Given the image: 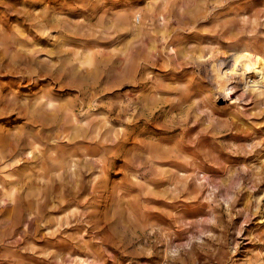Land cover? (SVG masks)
Masks as SVG:
<instances>
[{"label": "rangeland", "instance_id": "1", "mask_svg": "<svg viewBox=\"0 0 264 264\" xmlns=\"http://www.w3.org/2000/svg\"><path fill=\"white\" fill-rule=\"evenodd\" d=\"M0 264H264V0H0Z\"/></svg>", "mask_w": 264, "mask_h": 264}, {"label": "bare ground", "instance_id": "2", "mask_svg": "<svg viewBox=\"0 0 264 264\" xmlns=\"http://www.w3.org/2000/svg\"><path fill=\"white\" fill-rule=\"evenodd\" d=\"M256 74L255 65H248L241 73L243 77L246 75ZM50 104V103H49Z\"/></svg>", "mask_w": 264, "mask_h": 264}]
</instances>
